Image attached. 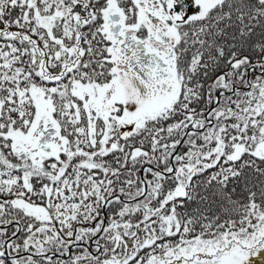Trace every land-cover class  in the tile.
Returning a JSON list of instances; mask_svg holds the SVG:
<instances>
[{"label": "snow or ice", "instance_id": "6c2138e0", "mask_svg": "<svg viewBox=\"0 0 264 264\" xmlns=\"http://www.w3.org/2000/svg\"><path fill=\"white\" fill-rule=\"evenodd\" d=\"M0 264H264V0H0Z\"/></svg>", "mask_w": 264, "mask_h": 264}]
</instances>
